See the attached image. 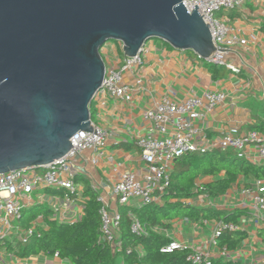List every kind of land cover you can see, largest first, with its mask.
I'll return each mask as SVG.
<instances>
[{
  "label": "water",
  "instance_id": "water-1",
  "mask_svg": "<svg viewBox=\"0 0 264 264\" xmlns=\"http://www.w3.org/2000/svg\"><path fill=\"white\" fill-rule=\"evenodd\" d=\"M184 1L0 0V174L47 166L93 133L108 42L127 57L153 39L212 57L210 28Z\"/></svg>",
  "mask_w": 264,
  "mask_h": 264
},
{
  "label": "built area",
  "instance_id": "built-area-1",
  "mask_svg": "<svg viewBox=\"0 0 264 264\" xmlns=\"http://www.w3.org/2000/svg\"><path fill=\"white\" fill-rule=\"evenodd\" d=\"M240 0H185L184 5L191 14L196 7L205 24L209 26L215 51L212 57L199 60L208 66L224 67L233 73L240 70L228 61L230 55H237L238 50L246 47V40L234 35V30L228 17L218 16L235 10ZM122 49V44L119 43ZM145 48V47H144ZM143 48V50H144ZM143 50L135 57H125L120 69L106 67L105 77L101 93L115 100L130 102L131 91L143 89V81L140 72L143 66ZM134 72L138 76L134 85L125 83V73ZM96 94V95H97ZM226 99L224 93L208 92L202 97H192L182 103L163 98L156 106L143 112V120L150 124V134L140 136L136 140V146L140 151V160L143 167L136 174L125 171L121 174L118 182L112 188L115 208L110 207L105 197L99 196L101 203V242L110 245L113 251L121 252L123 242L120 238L121 208H144L152 203H161L162 196L170 185L171 171L177 159L196 152H207L213 149L234 150L240 157L247 159V150L250 146L259 148L260 163H264V133L249 131L244 135H225L216 144L208 147L202 145L205 137L202 136L196 122L201 118V109L213 110ZM93 125V133L78 132L71 138L73 148L70 152L44 167H29L8 173L0 174V244L4 242L28 243L36 234L37 227L43 219L39 217L29 229H23L18 225L23 210L42 204L34 202L31 194L38 190L62 191L58 197L62 201L61 209H53L51 218L59 224L71 225L82 220L84 215L85 195L79 189L77 178L84 173V164L80 166L77 161L86 151H92L90 163L98 164L105 156L104 148L107 143L108 133L101 127ZM94 191L96 188L91 187ZM243 194L250 197V201L244 206L248 210L249 219H254L259 224V229L264 228V182H257L253 189H245ZM207 197V196H206ZM81 208L80 212L75 211ZM62 210V211H61ZM133 219L131 233L136 236L147 235L145 228ZM17 223L16 227L12 223ZM205 224L206 221L204 222ZM241 227L233 224L218 222L213 228L210 237L212 251H192L187 257L190 264H212L215 261L236 262L231 252L220 250L218 239L225 230H238ZM160 233L159 228L152 229ZM180 250H190L187 245L170 239L162 249V253H172ZM142 256V249L137 250ZM131 251L128 250L127 254ZM58 257V255H56ZM124 259L120 255L118 259ZM122 264H125L124 261ZM139 264V263H135ZM251 264H261L253 262Z\"/></svg>",
  "mask_w": 264,
  "mask_h": 264
},
{
  "label": "crops",
  "instance_id": "crops-1",
  "mask_svg": "<svg viewBox=\"0 0 264 264\" xmlns=\"http://www.w3.org/2000/svg\"><path fill=\"white\" fill-rule=\"evenodd\" d=\"M218 16L228 17L234 35L247 42L246 47L239 49L237 55L228 57V61L239 68L240 72L233 73L225 68V73L218 80H214L206 63L201 60L190 61L185 56L184 53L190 54L189 52L176 50L164 42L163 45L153 41L147 42L142 54L143 66L138 73L142 77L143 89L131 91L130 102L115 100L101 93L93 100L92 122L104 129L108 138L104 148L105 156L98 164L90 163L92 151L84 152L77 161L79 166L82 161L84 164V173L77 178L79 189L85 192L87 186L96 188V192L106 198L110 207H116L112 188L121 174L125 171L139 174L143 167L136 140L140 136L150 134L152 128L144 122L143 112L156 106L165 97L170 101L182 103L192 97H202L208 92L226 95L225 101L213 110L201 109L202 116L196 122V127L205 137L202 141L205 147L213 143L218 144L226 134L244 135L251 131L252 126L264 120V0H240L235 10ZM101 55L106 67L114 69H120L126 57L118 44L105 45L101 49ZM138 74L126 72L125 83L134 85ZM247 156L249 161L260 163L257 146H250ZM82 179L84 180L81 181ZM213 180L212 177L201 178L197 185ZM248 183L249 188L246 187ZM256 183L241 178L225 195L217 199L201 196L188 201V204L226 211L245 209L244 206L250 201V197L244 195L243 191L253 189ZM60 196L52 195L46 190L39 203L45 204L52 211L61 209L62 201L58 198ZM75 211L80 212L81 208H76ZM238 222L241 229L249 233V238L239 250L231 254L235 256L236 261L244 264H251L252 261L264 264V246L257 237L258 222L249 219L248 213ZM165 223L168 225L167 229L157 228L168 239H175L192 251L210 250L214 254L217 253L209 244L217 222L205 224L202 221L176 219ZM38 226L46 228L44 222L39 221ZM15 243L8 241L0 244V264H71L59 257L43 254L19 258ZM123 261L125 263V259L119 258L117 264H122Z\"/></svg>",
  "mask_w": 264,
  "mask_h": 264
},
{
  "label": "trees",
  "instance_id": "trees-1",
  "mask_svg": "<svg viewBox=\"0 0 264 264\" xmlns=\"http://www.w3.org/2000/svg\"><path fill=\"white\" fill-rule=\"evenodd\" d=\"M224 67L209 66L214 80L224 73ZM92 113V111H91ZM251 131L264 133V120L251 127ZM212 177L210 183L197 185L201 178ZM244 178L248 182H264V163H253L240 157L234 150L223 151L213 149L207 152H196L177 159L170 177V185L162 196V203H152L144 208H121L120 238L123 249L114 252L112 247L101 242V217L99 194L91 186H87L84 195L85 203L82 220L71 225L59 224L51 218L52 210L45 204H35L23 210L18 225L29 229L39 217L43 219L46 228L38 226L36 234L28 243H18L16 254L19 258H29L43 254L56 256L71 264H117L120 255L127 264H190L187 257L191 250H180L172 253H162L161 249L170 242L163 234L155 233L156 227L168 228L165 222L176 219H190L202 222H223L238 226L239 219L247 215L246 209L232 211L214 208H199L188 204V201L201 196L217 199L225 195L238 181ZM82 179L81 181H83ZM88 184V183H87ZM250 187V184H246ZM52 195H62V191L47 190ZM145 228L147 235L136 236L131 233L133 219ZM257 237L264 246V228L257 231ZM249 238V233L243 229L225 230L218 239L220 250L235 252ZM138 248L143 253L139 256ZM130 250L131 253L127 254ZM212 264H244L240 261Z\"/></svg>",
  "mask_w": 264,
  "mask_h": 264
},
{
  "label": "rangeland",
  "instance_id": "rangeland-1",
  "mask_svg": "<svg viewBox=\"0 0 264 264\" xmlns=\"http://www.w3.org/2000/svg\"><path fill=\"white\" fill-rule=\"evenodd\" d=\"M151 41H153V42H155L156 44H162V41L161 40H158V39H153V40H151ZM112 44H118L119 45V43L118 42H116V41H111V42H108L106 45H112ZM163 45V44H162ZM190 54H188V53H184L185 54V56L187 57V58H189L190 59V61L191 60H193V61H199V59L196 57V56H194L193 54H192V52H189ZM262 114H263V112H262ZM263 116V115H262ZM43 196H45V191H43V190H38V191H35V192H33L32 194H31V197H32V200L34 201V202H39L40 201V198L41 197H43ZM12 226L13 227H16L17 226V223H12ZM15 244H18V241L15 243Z\"/></svg>",
  "mask_w": 264,
  "mask_h": 264
}]
</instances>
